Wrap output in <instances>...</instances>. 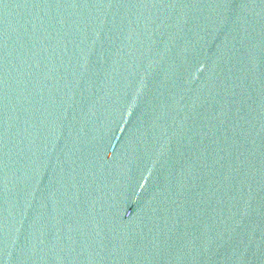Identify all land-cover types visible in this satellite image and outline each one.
Listing matches in <instances>:
<instances>
[{
    "label": "water",
    "instance_id": "1",
    "mask_svg": "<svg viewBox=\"0 0 264 264\" xmlns=\"http://www.w3.org/2000/svg\"><path fill=\"white\" fill-rule=\"evenodd\" d=\"M0 264H264V0H0Z\"/></svg>",
    "mask_w": 264,
    "mask_h": 264
}]
</instances>
